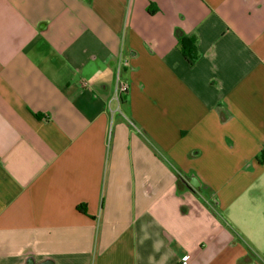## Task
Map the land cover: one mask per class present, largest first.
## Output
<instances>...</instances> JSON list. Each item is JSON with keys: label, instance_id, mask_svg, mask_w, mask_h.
Instances as JSON below:
<instances>
[{"label": "crops", "instance_id": "1", "mask_svg": "<svg viewBox=\"0 0 264 264\" xmlns=\"http://www.w3.org/2000/svg\"><path fill=\"white\" fill-rule=\"evenodd\" d=\"M255 183L264 0H0V264H257Z\"/></svg>", "mask_w": 264, "mask_h": 264}, {"label": "rangeland", "instance_id": "2", "mask_svg": "<svg viewBox=\"0 0 264 264\" xmlns=\"http://www.w3.org/2000/svg\"><path fill=\"white\" fill-rule=\"evenodd\" d=\"M247 194H252V197L254 198L252 200H254V202H252V205H250L251 202L249 200L245 202V204H247V207L249 206L247 209L250 215L247 216L244 214V218H242V221L243 224H245L246 228L257 226L259 233L257 234L256 241H253L250 237H248L246 241L244 240V247L249 251V259H254L257 264H264V218H262L260 214H251V211L253 210V208H257V205L259 210H263L264 212V202L261 204V201L259 200V198H257L256 195L262 194V192L258 189V183H255L250 191L247 192ZM241 206L242 205H238L237 209L239 210Z\"/></svg>", "mask_w": 264, "mask_h": 264}, {"label": "built area", "instance_id": "3", "mask_svg": "<svg viewBox=\"0 0 264 264\" xmlns=\"http://www.w3.org/2000/svg\"><path fill=\"white\" fill-rule=\"evenodd\" d=\"M127 91H128V83L121 78V67L120 64H118V66L116 67L114 94L112 96V100H114V102L117 105V110H115L116 112H119L121 97L124 94H126ZM188 261H189V255L184 254L180 257L178 264H188Z\"/></svg>", "mask_w": 264, "mask_h": 264}, {"label": "trees", "instance_id": "4", "mask_svg": "<svg viewBox=\"0 0 264 264\" xmlns=\"http://www.w3.org/2000/svg\"><path fill=\"white\" fill-rule=\"evenodd\" d=\"M177 41L179 45V51L189 65H193L198 58L197 48L184 39L179 31H176Z\"/></svg>", "mask_w": 264, "mask_h": 264}]
</instances>
